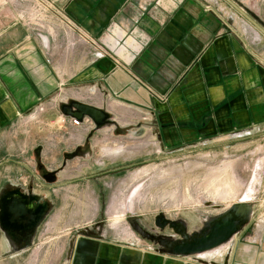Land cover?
<instances>
[{
	"label": "crops",
	"instance_id": "0c3cea01",
	"mask_svg": "<svg viewBox=\"0 0 264 264\" xmlns=\"http://www.w3.org/2000/svg\"><path fill=\"white\" fill-rule=\"evenodd\" d=\"M15 3H19L15 15L0 12V131L15 133L26 118L38 114L44 121L41 127L49 129L54 139L57 110L73 102L108 116V123L96 131L88 120L73 126L64 116L67 122L60 139L65 144L60 150L68 144L74 148L62 155L60 165L63 160L64 164L58 174L65 173L74 158L83 164L80 171L98 164L80 144H88L107 128L126 139L131 130L141 137L147 134L164 149L244 146L254 149L252 154H264V37L254 39L229 5L235 14L225 15L219 7L209 10L205 0ZM33 3L40 4L36 21L22 12L26 8L32 15ZM70 129L87 133L84 139L74 140ZM43 139L49 143L37 146L36 165L46 158L53 142ZM127 152L114 157L103 153L106 159L99 165L104 168L95 175L98 178L89 177L107 187L104 180L119 175V169L131 163L116 159ZM26 171L27 180L9 185L38 187L37 173ZM211 209L215 212L199 219V226L204 218L224 211L213 204ZM182 219L188 231L199 227ZM128 237L125 241L104 228L73 235L65 264H264V205H254L250 221L226 245L222 256L171 257Z\"/></svg>",
	"mask_w": 264,
	"mask_h": 264
},
{
	"label": "rangeland",
	"instance_id": "374dc122",
	"mask_svg": "<svg viewBox=\"0 0 264 264\" xmlns=\"http://www.w3.org/2000/svg\"><path fill=\"white\" fill-rule=\"evenodd\" d=\"M205 1L210 5L209 10L219 7L225 15L235 14L223 0ZM236 1L252 14L264 17V0ZM15 2L17 0H0V12L11 15L16 8L19 9V3ZM25 9L23 15H31ZM49 12L48 9L47 14ZM245 23L254 39L263 38L255 36L257 33ZM57 111L60 114L54 120L56 123L46 122L48 125L54 123V139L49 129L48 132L47 128L41 127L43 117L38 114L32 119L28 115L26 123L14 130L15 133L13 129L0 131V191L12 188L9 184L17 186L27 180L26 169L36 174L35 150L38 145L49 143L43 137L53 141L51 147L45 148L46 158H40L43 171L56 170L62 155L74 148L73 144H68L64 151L60 150L64 143L60 137L67 118H60L61 111ZM107 129L101 136H92L88 144H80L90 154L91 161L96 160L98 164L89 165L91 168L84 172V168L80 171L83 165L80 158H74L67 163L65 173L57 175L53 186L39 192L47 197L50 210L38 226L35 241L27 252L18 257L10 256L9 244L0 233V264H65L68 240L73 235L84 234V227L89 230L96 227L98 231L104 228L125 241H128V236H133L137 245L154 248L130 229L126 222L128 214L138 217L140 225L151 233L153 217L159 213L172 220L185 218L198 227L199 219L215 212L211 206H206V202L220 206L221 210H227L244 199L253 205H264V154H252L254 149L221 145L164 149L147 134L141 137L140 133L131 130L128 133L130 138L126 139L116 135L114 129ZM80 130L70 129V139H84L87 132ZM102 148L108 157L120 155L123 150L129 151L116 159L131 161L124 164L123 170L119 169V175L104 180L107 187L89 177L98 178L95 175L98 176L104 168L99 165L106 159ZM229 188L233 193L223 198V193ZM114 202L123 205V212L119 210L116 214L120 219L116 228L110 227L114 215L109 208ZM104 219L107 222L99 227L97 224Z\"/></svg>",
	"mask_w": 264,
	"mask_h": 264
},
{
	"label": "water",
	"instance_id": "95a60500",
	"mask_svg": "<svg viewBox=\"0 0 264 264\" xmlns=\"http://www.w3.org/2000/svg\"><path fill=\"white\" fill-rule=\"evenodd\" d=\"M240 17L251 25L258 34L264 37V29L259 27L238 5L232 0H223ZM61 114L65 117L75 119L79 122L88 120L93 125V131L108 123V116L103 111L92 106L73 102L61 108ZM115 125L114 122H112ZM73 157L70 156L69 159ZM12 199H15L14 197ZM11 199V200H12ZM6 200L0 204V227L2 230L14 227L15 220L21 212L34 214L36 209L32 201L26 205L17 207L13 201ZM5 204V205H4ZM208 206L212 203L206 202ZM4 205V206H3ZM254 205L252 203L238 201L231 205L227 210L214 216L206 217L201 221V225L192 231H188L187 223L183 219H169L163 213L153 217L152 227L149 233L144 229L136 216L127 215L126 222L130 229L141 239L150 242L157 253L171 257L192 258L201 256L206 252L215 250L231 241L250 221ZM35 218V217H34ZM38 220L29 221L31 229L38 226ZM99 227L102 223L98 224ZM96 228V227H95ZM94 230V229H92ZM90 230L83 231L84 234Z\"/></svg>",
	"mask_w": 264,
	"mask_h": 264
},
{
	"label": "flooded vegetation",
	"instance_id": "af4514ba",
	"mask_svg": "<svg viewBox=\"0 0 264 264\" xmlns=\"http://www.w3.org/2000/svg\"><path fill=\"white\" fill-rule=\"evenodd\" d=\"M243 11L259 27L264 29V17L260 18L257 15H251L246 10ZM252 29L254 28L252 27ZM63 164L64 160L62 161L58 169L50 171H43L42 166L40 164H37V176L35 177V181L37 182L38 187H33L32 183H30L27 187L4 188L0 191V204L3 201L7 203L6 200L10 201L14 197L15 199H12L11 201L14 200L15 206L23 207V205H26L28 202L32 201V205H35L37 209L34 214H28L27 212L22 213V210L17 213L18 217L15 220L14 227L6 228L3 231L0 227L1 236L4 240L6 239L9 244V253L14 252L18 255H21L31 248L33 242L35 241L38 226H40V224L44 221V218L50 210V205L47 197L39 192L45 189L48 190V188L52 184L56 183L57 175L59 173V170L63 168ZM33 219L38 220V226L35 228V230L31 229L29 225V221Z\"/></svg>",
	"mask_w": 264,
	"mask_h": 264
},
{
	"label": "built area",
	"instance_id": "2783aa9c",
	"mask_svg": "<svg viewBox=\"0 0 264 264\" xmlns=\"http://www.w3.org/2000/svg\"><path fill=\"white\" fill-rule=\"evenodd\" d=\"M39 5L40 4H34L33 3V5H32V10H34V12H32V15H29V16H33V21H36V20H38L39 19V14H38V11H39V9H40V7H39ZM46 8V7H45ZM48 9V8H47ZM66 22V21H65ZM67 27H69V29H72V26H70V25H66ZM80 38L83 40V41H86V39L84 38V37H82L81 35H80ZM87 42V41H86ZM97 50H98V53H100V54H102V52H103V50L100 48V47H97ZM104 53V52H103ZM103 55V54H102ZM69 121H70V123L73 125V126H79V125H81L82 124V122H79V121H77V120H75V119H69ZM228 244V243H227ZM227 244H225V245H223V246H221V247H219V248H217V249H215V251L213 252V253H211V255H217V256H222L223 254H225V251H227V247H226V245ZM222 248V249H221ZM217 250V251H216ZM193 259H198V258H200L199 256H195V257H192Z\"/></svg>",
	"mask_w": 264,
	"mask_h": 264
},
{
	"label": "bare ground",
	"instance_id": "6f19581e",
	"mask_svg": "<svg viewBox=\"0 0 264 264\" xmlns=\"http://www.w3.org/2000/svg\"><path fill=\"white\" fill-rule=\"evenodd\" d=\"M16 1V0H15ZM255 33H257V32H255ZM257 35H259L258 33H257ZM260 36V35H259ZM118 150V149H117ZM115 151V150H114ZM119 151V150H118ZM117 152V151H116ZM107 154H110L109 152H107ZM111 154H112V152H111ZM116 155V154H115ZM234 190V189H233ZM137 191V190H136ZM249 192H250V190H249ZM133 193V192H132ZM233 192H232V190H231V188H229L225 193H223V198L224 197H226V196H228V195H230V194H232ZM134 194V193H133ZM243 197H245V195L243 196ZM128 201V200H127ZM241 201H243V202H246V200L244 199V200H241ZM119 210H121L122 212H123V205H121V204H117L116 202H114L111 206H110V208H109V211H110V213H113V221H112V224L110 225V227H112V228H116V227H118V223H119V220L120 219H118V217H117V211H119ZM121 212V213H122ZM233 239V238H232ZM222 249V248H221ZM215 250H212V251H210V252H206V253H204V254H201V256H199L201 259L202 258H204V259H206V257H208V255L209 254H211V253H213ZM217 251V250H216Z\"/></svg>",
	"mask_w": 264,
	"mask_h": 264
}]
</instances>
